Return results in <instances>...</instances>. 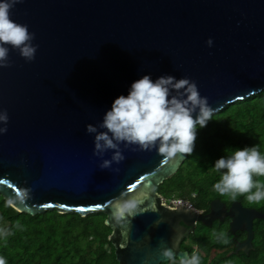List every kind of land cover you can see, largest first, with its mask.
Returning <instances> with one entry per match:
<instances>
[{
  "label": "water",
  "instance_id": "obj_1",
  "mask_svg": "<svg viewBox=\"0 0 264 264\" xmlns=\"http://www.w3.org/2000/svg\"><path fill=\"white\" fill-rule=\"evenodd\" d=\"M11 19L26 24L38 45L31 62L9 48L12 66L0 69V109L9 117L0 136V197L31 190L15 212L105 216L116 264L180 262L187 255L179 249L182 231L189 236L195 223L211 228L225 220L231 236L245 234L227 257L250 253L253 222L264 214L219 201L207 215L182 203L169 209L156 192L187 155L164 163L156 150L129 149L122 163L101 169L86 125L101 123L145 75L195 81L213 115L264 91V0H23ZM128 186L147 211L117 225L110 201ZM162 247L174 258L165 261Z\"/></svg>",
  "mask_w": 264,
  "mask_h": 264
},
{
  "label": "trees",
  "instance_id": "obj_2",
  "mask_svg": "<svg viewBox=\"0 0 264 264\" xmlns=\"http://www.w3.org/2000/svg\"><path fill=\"white\" fill-rule=\"evenodd\" d=\"M253 146H258L264 155V91L226 106L212 116L206 127H198L193 153L158 188L157 195L167 201H189L195 211L204 215L213 201L221 202L227 209L237 202L244 209L264 214V200L250 203L246 199L248 194L233 200L230 196H221L213 187L221 176L214 169L215 162L237 149ZM253 179L264 185V177ZM105 219L100 214L81 218L57 211L29 217L15 212L0 197V228L11 232L6 238H0V256L7 264H116ZM228 225L229 221L225 220L222 224L214 223L211 228L197 226L180 251L188 256L196 253L200 264H264V220L253 222L252 250L247 256L239 253L227 257L245 240L243 233L231 236ZM220 233L225 234L228 244L217 239ZM167 264L180 262L173 260Z\"/></svg>",
  "mask_w": 264,
  "mask_h": 264
},
{
  "label": "clouds",
  "instance_id": "obj_3",
  "mask_svg": "<svg viewBox=\"0 0 264 264\" xmlns=\"http://www.w3.org/2000/svg\"><path fill=\"white\" fill-rule=\"evenodd\" d=\"M22 2L0 0V69L12 66L9 48L17 50L27 62L35 59L38 49V45L32 43L35 33H30L26 24L11 19L15 5ZM206 43L208 47L213 46L212 39ZM213 114L207 97L200 95L195 81L176 79L171 75L153 81L150 75H145L131 84L127 96L120 95L114 100L101 123L86 125V133L94 134L93 155L102 160L101 169H111L113 164L122 163L125 160L123 150L129 149L133 152L156 150L167 163L193 153L197 128L206 127ZM8 122L7 111L0 109V136L8 132ZM122 144L124 149H121ZM108 151L113 155L110 159H103ZM214 169L221 174L219 182L213 186L221 196L235 200L238 195L248 194L246 199L250 203L264 200V185L253 179L254 176L264 177V155L258 146L237 149L230 156L221 157L215 162ZM112 170L119 172V168ZM133 187L128 186L110 201L111 220L117 225L130 226L132 219L147 211L142 207L145 201L133 191ZM254 188L255 192L252 191ZM30 195V189L21 188L7 199V206H23ZM175 203L179 205L181 201ZM10 234V230L0 228V238ZM217 239L229 243L224 233H220ZM160 255L165 261L174 258L173 250L167 247L161 248ZM0 264H7L2 256ZM180 264H200V257L196 253L182 255Z\"/></svg>",
  "mask_w": 264,
  "mask_h": 264
},
{
  "label": "built area",
  "instance_id": "obj_4",
  "mask_svg": "<svg viewBox=\"0 0 264 264\" xmlns=\"http://www.w3.org/2000/svg\"><path fill=\"white\" fill-rule=\"evenodd\" d=\"M176 201H177V200L167 201V200H163V199H162L163 205L166 206V207L169 208V209H175V207L173 206V204H175ZM178 201H180V200H178ZM181 203H182V204H187V206L190 208V210H191L192 212L199 213V212L195 211V210L192 208V205H191V203H190L189 201H185V200H183V201H181Z\"/></svg>",
  "mask_w": 264,
  "mask_h": 264
},
{
  "label": "flooded vegetation",
  "instance_id": "obj_5",
  "mask_svg": "<svg viewBox=\"0 0 264 264\" xmlns=\"http://www.w3.org/2000/svg\"><path fill=\"white\" fill-rule=\"evenodd\" d=\"M158 190V189H157ZM156 194H157V192H156ZM159 198H160V200L162 201V197H160L159 196ZM162 203V202H161ZM201 213V212H200ZM203 214V213H202ZM200 224L199 223H196L195 224V228H194V230L197 228V226H199ZM214 225V224H213ZM187 231H188V229H185L184 231H182L181 233H180V239H179V241H180V243H179V249L181 248V246H182V244L184 243V242H186V240H188L189 239V236L191 235H189V236H187L186 235V233H187ZM193 234V233H192ZM178 241V242H179ZM180 252H183V251H180Z\"/></svg>",
  "mask_w": 264,
  "mask_h": 264
},
{
  "label": "rangeland",
  "instance_id": "obj_6",
  "mask_svg": "<svg viewBox=\"0 0 264 264\" xmlns=\"http://www.w3.org/2000/svg\"><path fill=\"white\" fill-rule=\"evenodd\" d=\"M209 236H211L212 234H210V233H207Z\"/></svg>",
  "mask_w": 264,
  "mask_h": 264
},
{
  "label": "bare ground",
  "instance_id": "obj_7",
  "mask_svg": "<svg viewBox=\"0 0 264 264\" xmlns=\"http://www.w3.org/2000/svg\"><path fill=\"white\" fill-rule=\"evenodd\" d=\"M196 224V223H195Z\"/></svg>",
  "mask_w": 264,
  "mask_h": 264
}]
</instances>
